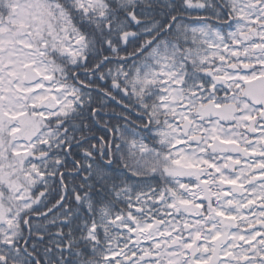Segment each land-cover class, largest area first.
<instances>
[{"label":"snow or ice","instance_id":"6c2138e0","mask_svg":"<svg viewBox=\"0 0 264 264\" xmlns=\"http://www.w3.org/2000/svg\"><path fill=\"white\" fill-rule=\"evenodd\" d=\"M0 264H264V0H0Z\"/></svg>","mask_w":264,"mask_h":264},{"label":"trees","instance_id":"16d2710c","mask_svg":"<svg viewBox=\"0 0 264 264\" xmlns=\"http://www.w3.org/2000/svg\"><path fill=\"white\" fill-rule=\"evenodd\" d=\"M113 107H116V110L119 111V107L117 105H115L114 103H110L108 105L109 116L111 115V110H112ZM101 115L103 116L104 119H108L109 118V116H104L103 113ZM97 127L99 128L100 126H97ZM99 134H101V133L98 132L97 135H99Z\"/></svg>","mask_w":264,"mask_h":264}]
</instances>
